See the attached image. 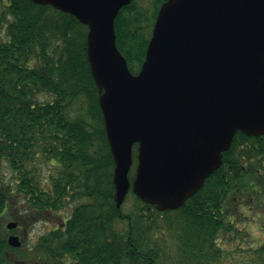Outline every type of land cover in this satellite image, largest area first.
Wrapping results in <instances>:
<instances>
[{
	"label": "trees",
	"instance_id": "trees-1",
	"mask_svg": "<svg viewBox=\"0 0 264 264\" xmlns=\"http://www.w3.org/2000/svg\"><path fill=\"white\" fill-rule=\"evenodd\" d=\"M165 1L132 0L115 19L116 47L133 75ZM87 32L51 6L0 0V215L10 195L4 170L33 208L30 215L24 209L27 217L15 211L11 220L19 226L72 205L69 217L32 245L35 263L264 264V243L234 245L242 237L229 218L245 177L264 186V136L237 132L219 168L177 209L159 211L131 190L116 207L115 166L87 59ZM136 154L134 145L131 183ZM21 248H11L0 233V264H26L8 256H23Z\"/></svg>",
	"mask_w": 264,
	"mask_h": 264
},
{
	"label": "water",
	"instance_id": "water-1",
	"mask_svg": "<svg viewBox=\"0 0 264 264\" xmlns=\"http://www.w3.org/2000/svg\"><path fill=\"white\" fill-rule=\"evenodd\" d=\"M31 1L88 28L118 209L130 188L159 211L177 209L219 168L236 132L264 136V0H166L137 75L117 49L114 29L131 0ZM7 242L21 246L17 236Z\"/></svg>",
	"mask_w": 264,
	"mask_h": 264
},
{
	"label": "rangeland",
	"instance_id": "rangeland-1",
	"mask_svg": "<svg viewBox=\"0 0 264 264\" xmlns=\"http://www.w3.org/2000/svg\"><path fill=\"white\" fill-rule=\"evenodd\" d=\"M47 168L43 167L41 172L46 173ZM5 180L10 183L8 206L3 209L0 215V233L3 235L7 232V225L11 220L13 214H16L17 210L23 211L22 214L25 216L27 213L26 209L31 214L33 210L28 197H25L22 193L17 192L15 185L16 180L14 179L13 173L9 170H4ZM260 183L257 182L253 177H245L241 186L236 190L239 195L240 201L242 199L243 204H237L233 206L232 214L229 217L231 221L237 222L236 228L240 231L239 236L234 241V245H238L241 248H255L264 243V187L260 188ZM45 190H50V185L45 182L43 185ZM260 190L261 193L254 194L253 191ZM233 197V203L236 204L238 201ZM246 200V201H245ZM72 205H67L62 211H49L46 213L45 218L41 221H37L33 226L18 227L16 229V235L21 234L24 241L22 244L20 254L9 252L8 256L10 259L15 261L27 262L26 264H36L35 260L37 256L32 252V245L36 239L46 233L47 231L55 228L61 221L67 219L70 215ZM27 217V216H25ZM24 217V218H25ZM17 222V221H13ZM25 230V231H24ZM230 247V246H228ZM238 260L226 261L224 264H236Z\"/></svg>",
	"mask_w": 264,
	"mask_h": 264
},
{
	"label": "flooded vegetation",
	"instance_id": "flooded-vegetation-1",
	"mask_svg": "<svg viewBox=\"0 0 264 264\" xmlns=\"http://www.w3.org/2000/svg\"><path fill=\"white\" fill-rule=\"evenodd\" d=\"M236 199V198H235ZM238 203H242L241 201H239ZM25 231V230H24ZM11 235V233H8L7 234V237H9ZM18 237L20 238V239H22V235L21 234H18Z\"/></svg>",
	"mask_w": 264,
	"mask_h": 264
}]
</instances>
